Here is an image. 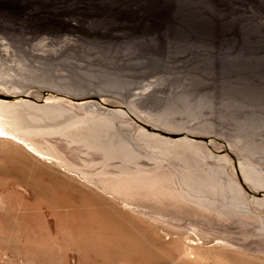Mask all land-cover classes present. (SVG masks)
I'll list each match as a JSON object with an SVG mask.
<instances>
[{
	"label": "rangeland",
	"instance_id": "rangeland-1",
	"mask_svg": "<svg viewBox=\"0 0 264 264\" xmlns=\"http://www.w3.org/2000/svg\"><path fill=\"white\" fill-rule=\"evenodd\" d=\"M0 100L25 175L94 191L177 264H264V0H0ZM21 188H0V264L42 239Z\"/></svg>",
	"mask_w": 264,
	"mask_h": 264
},
{
	"label": "bare ground",
	"instance_id": "bare-ground-1",
	"mask_svg": "<svg viewBox=\"0 0 264 264\" xmlns=\"http://www.w3.org/2000/svg\"><path fill=\"white\" fill-rule=\"evenodd\" d=\"M15 115L13 105L0 100V139L23 140L15 134L18 130ZM25 171L14 163V152L0 157V188L6 189L9 198L17 194L16 187L31 189L37 201L36 212L24 218L42 233L40 241L32 240L31 252L35 264H68L64 256H58L68 249L78 252L81 264L112 261L154 264L167 262L166 258L171 264H177V256L181 254L177 245H166L150 238H145L148 242L142 244L135 232L139 223L130 220L125 225L123 216L109 208L106 202L94 195V191L55 174L51 176L39 172L40 175L29 177L24 174ZM41 203L46 204V214L41 210L44 207ZM51 247L60 250L58 262L51 257ZM156 248L165 249L167 256H162Z\"/></svg>",
	"mask_w": 264,
	"mask_h": 264
}]
</instances>
